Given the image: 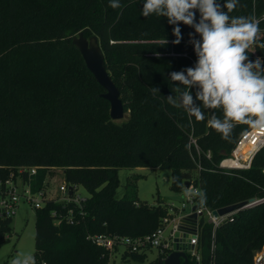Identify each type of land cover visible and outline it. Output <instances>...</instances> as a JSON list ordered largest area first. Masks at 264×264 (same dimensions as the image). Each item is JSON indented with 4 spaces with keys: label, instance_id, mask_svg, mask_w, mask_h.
Returning a JSON list of instances; mask_svg holds the SVG:
<instances>
[{
    "label": "trees",
    "instance_id": "trees-1",
    "mask_svg": "<svg viewBox=\"0 0 264 264\" xmlns=\"http://www.w3.org/2000/svg\"><path fill=\"white\" fill-rule=\"evenodd\" d=\"M146 0H0V181L23 166H39L33 189L44 186L52 167L62 168L66 180L89 193L84 213L73 224L54 223L51 212L64 205L49 201L36 208V260L46 264H108L110 254L88 239L89 234L119 233L144 236L156 230L168 213L162 205L138 198L130 183L117 197L120 169L165 168L172 172L171 189L183 181L199 188L198 201L219 209L253 198H264V148L250 169L225 171L218 167L239 138L251 127L237 123L228 140L210 128L212 112L204 120L190 117L183 108L167 102L175 96L170 74L195 67L189 33L195 29L180 22L182 40L175 44L174 25L167 17L142 15ZM223 6L226 0H216ZM196 20L199 21V11ZM230 17L261 19L256 42L247 50L251 61L264 59V0H238ZM97 36L106 66L121 92L128 118L114 121L105 89L88 69L73 43L79 32ZM167 42V43H166ZM264 67V64H262ZM159 88L153 93L151 88ZM200 148L198 153L192 139ZM211 151V158L207 153ZM193 184V183H191ZM135 202H139L137 206ZM200 264H251L264 246V201L231 215L213 235V225L200 221ZM12 219L0 226V248L8 241ZM214 250L212 251V247ZM136 261L146 253L124 252ZM166 253L148 264H164ZM189 255L188 264H196ZM4 264H9L6 261Z\"/></svg>",
    "mask_w": 264,
    "mask_h": 264
},
{
    "label": "clouds",
    "instance_id": "clouds-1",
    "mask_svg": "<svg viewBox=\"0 0 264 264\" xmlns=\"http://www.w3.org/2000/svg\"><path fill=\"white\" fill-rule=\"evenodd\" d=\"M238 0H226L221 6L216 0H146L142 15L151 14L167 17L174 25L173 43L182 40L180 22L191 26L201 37L195 39L190 32V42L195 44L198 61L195 67L172 72L170 80L186 86L173 87L175 96H168L167 102L183 108L190 117L204 120L202 107L194 104L192 86H198L195 99L202 102L204 109H221L223 118L212 112L207 119L208 126L222 133L228 140L237 123L248 124L252 129L264 133V59L254 62L247 50L256 42L259 24L255 17H230L226 8H236ZM109 7H120L119 0H109ZM199 11V21L196 11ZM167 43V42H166ZM264 48V44L260 45ZM153 93L159 88L152 87ZM9 264H36L30 253H18Z\"/></svg>",
    "mask_w": 264,
    "mask_h": 264
},
{
    "label": "built area",
    "instance_id": "built-area-1",
    "mask_svg": "<svg viewBox=\"0 0 264 264\" xmlns=\"http://www.w3.org/2000/svg\"><path fill=\"white\" fill-rule=\"evenodd\" d=\"M257 22L261 19L255 17ZM262 19H264V14ZM192 143L195 145L198 153L200 148L196 139H192ZM264 148V133L250 128L245 132L237 141L232 152L222 158L218 163V167L225 171L246 170L250 169L253 165L254 158L257 153ZM208 158H211V151L207 153ZM39 166H23L18 169V175L14 173L6 180L0 181V226L3 221L13 219L17 215L22 204H28L34 209L44 207L49 201H54L64 205V213L55 209L51 212L54 217V223L60 224L63 221L67 223H75L77 221L76 210L78 214L84 213V202L88 196L82 195L79 192L81 185L68 183L67 180L59 184L56 190H48L50 186L46 185L47 180L44 182V186L39 190H34L32 187V181L37 175ZM264 172V168H263ZM193 195L189 197V201L193 205L202 203V207L197 209L198 220L196 225V233L190 238L189 243L194 245L193 250H188L189 254L201 262L202 254L198 253V245L201 231V219H205L207 223L213 225V235H216L217 229L223 224L231 215L229 214L220 217H216L213 214L215 209L209 208L205 201H198L197 194L199 188L192 185ZM264 201V198H253L248 200L247 207H253ZM137 206L139 202H135ZM192 207V208H193ZM167 213L161 219L160 226L144 236H129L119 233H102V234H89L90 239L97 246L107 250L112 256L118 249L124 248V252H136L146 253L152 248H157L159 253H166L165 258L173 251L174 236L179 229L181 219L174 215V211ZM214 244L212 251L214 250ZM123 252V253H124ZM164 258V259H165ZM36 264H46V262L39 263L36 260ZM251 264H264V246L258 250Z\"/></svg>",
    "mask_w": 264,
    "mask_h": 264
},
{
    "label": "rangeland",
    "instance_id": "rangeland-1",
    "mask_svg": "<svg viewBox=\"0 0 264 264\" xmlns=\"http://www.w3.org/2000/svg\"><path fill=\"white\" fill-rule=\"evenodd\" d=\"M201 38V37H199ZM192 50L195 51V44L192 45ZM252 49V48H250ZM129 112L125 114V119L128 118ZM120 120V121H123ZM119 121V122H120ZM47 175L48 189L56 190L59 184L66 180L65 172L62 168L52 167ZM198 172H191V182L183 181L181 189L176 192L171 189L172 172L165 168H136V169H120L119 178L120 185L117 189V197L124 196L127 186L132 183L137 185L138 198L141 201H147L151 205H162L168 208V213L174 211V215L179 219L186 218L190 213H193V205L189 201V197L193 195L191 190L192 185L198 180ZM45 180V181H46ZM189 183V186L187 184ZM193 183V184H191ZM197 187V186H195ZM79 192L82 195L88 196L87 190L81 186ZM246 209V208H245ZM173 213V212H172ZM239 212H235L236 215ZM206 221L205 219H203ZM36 214L35 209L28 204H22L17 215L12 219V231L9 236V241L0 248V264H4L15 257L18 253H30L35 257L36 253ZM108 262V264H148L156 259L159 255L157 248H152L146 252V257L143 261L134 260L129 254L123 253L124 248L118 249ZM198 253L202 254L200 248ZM190 255V254H189ZM193 259L192 256H190ZM36 260V257H35Z\"/></svg>",
    "mask_w": 264,
    "mask_h": 264
},
{
    "label": "water",
    "instance_id": "water-1",
    "mask_svg": "<svg viewBox=\"0 0 264 264\" xmlns=\"http://www.w3.org/2000/svg\"><path fill=\"white\" fill-rule=\"evenodd\" d=\"M74 45L82 54L88 69L93 73L99 84L105 89L102 94L110 103V116L114 121H120L125 118L124 103L121 98V92L115 84L111 74L106 66V58L104 51L100 45L99 38L92 36L90 38L84 35V32H79L73 38ZM189 186V183L187 184ZM248 202H239L228 205L219 209H215L213 214L216 217L229 215L239 212L247 207ZM202 207V203H198L192 208L193 213H190L186 218L181 220L179 229L174 236L173 251L164 259V264H188V250H193L194 245L190 244V238L196 233V225L198 220L197 209ZM196 264H199L197 262Z\"/></svg>",
    "mask_w": 264,
    "mask_h": 264
}]
</instances>
